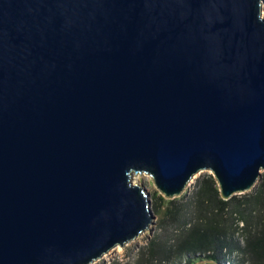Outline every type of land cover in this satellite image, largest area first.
Segmentation results:
<instances>
[{
  "label": "water",
  "instance_id": "water-1",
  "mask_svg": "<svg viewBox=\"0 0 264 264\" xmlns=\"http://www.w3.org/2000/svg\"><path fill=\"white\" fill-rule=\"evenodd\" d=\"M202 170L264 172L263 0H0V264H88L153 222L133 172Z\"/></svg>",
  "mask_w": 264,
  "mask_h": 264
},
{
  "label": "trees",
  "instance_id": "trees-1",
  "mask_svg": "<svg viewBox=\"0 0 264 264\" xmlns=\"http://www.w3.org/2000/svg\"><path fill=\"white\" fill-rule=\"evenodd\" d=\"M153 195V207H163V232L141 246L132 263L121 264H194L200 256L222 264H264V172L250 190L228 198L209 171L187 198Z\"/></svg>",
  "mask_w": 264,
  "mask_h": 264
},
{
  "label": "rangeland",
  "instance_id": "rangeland-1",
  "mask_svg": "<svg viewBox=\"0 0 264 264\" xmlns=\"http://www.w3.org/2000/svg\"><path fill=\"white\" fill-rule=\"evenodd\" d=\"M263 6H264V0H263ZM208 170H202L195 174V176L192 178V180L189 181V183L186 185L184 190L178 194L177 196H181V198H187L192 190L195 187V183L198 177H200L204 172H207ZM132 180L134 182L143 183L145 187L150 192L151 197V205L154 211V219L153 222L150 225L149 229H146L144 232H140L139 235H137L135 238L127 241L125 244H117L110 248L105 254L100 256L99 258L94 259L88 264H121V263H132L135 258L137 257V254L144 244L147 243V241L157 233L163 232V226H161V216H162V208L153 207L154 203V192H159L160 189L156 186L152 176L148 173L143 171L142 174L140 172H133ZM117 246H120L118 248ZM208 260L207 258L200 256L196 262ZM177 264H184V261H181ZM225 264H229L228 262H225Z\"/></svg>",
  "mask_w": 264,
  "mask_h": 264
},
{
  "label": "bare ground",
  "instance_id": "bare-ground-1",
  "mask_svg": "<svg viewBox=\"0 0 264 264\" xmlns=\"http://www.w3.org/2000/svg\"><path fill=\"white\" fill-rule=\"evenodd\" d=\"M119 245V244H118ZM118 248H120V246H117Z\"/></svg>",
  "mask_w": 264,
  "mask_h": 264
}]
</instances>
